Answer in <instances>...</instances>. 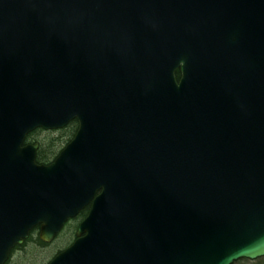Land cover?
<instances>
[{"label":"water","instance_id":"1","mask_svg":"<svg viewBox=\"0 0 264 264\" xmlns=\"http://www.w3.org/2000/svg\"><path fill=\"white\" fill-rule=\"evenodd\" d=\"M89 204L48 264L264 256V0H0V264Z\"/></svg>","mask_w":264,"mask_h":264},{"label":"rangeland","instance_id":"2","mask_svg":"<svg viewBox=\"0 0 264 264\" xmlns=\"http://www.w3.org/2000/svg\"><path fill=\"white\" fill-rule=\"evenodd\" d=\"M75 129H76V124L67 127L66 130H61V131L39 130L37 132L32 133L29 139L37 140L42 147L47 145L51 140L58 138L59 139L58 145L62 148L68 142V139L72 137ZM84 217L85 216L81 217V220ZM81 220L79 219L76 221H71L65 227V230L59 235V237L51 244H45L42 246L36 243L35 235L37 233H35L34 235H32L33 240L31 239L30 241H28L22 250L21 249L15 250L8 264H30L28 259V257L30 256L34 257L33 259L34 264L35 262L39 263L42 260V258L45 257V254L51 252L49 254L50 256L49 259H50L53 255H55L58 252V250L65 248L73 240L76 226L78 222ZM251 264H256V263H251Z\"/></svg>","mask_w":264,"mask_h":264},{"label":"trees","instance_id":"3","mask_svg":"<svg viewBox=\"0 0 264 264\" xmlns=\"http://www.w3.org/2000/svg\"><path fill=\"white\" fill-rule=\"evenodd\" d=\"M74 124H75V123H72L70 126H73ZM65 130H66V129H65ZM73 134H74V133H73ZM69 139H70V138H69ZM69 139H68V140H69ZM58 140H59L58 138H55V139L51 140L47 145L42 146V147L40 148V150H39V152H38V156H37V161H38V162H40V163H49L50 161H52V160L55 158V156H56V155L60 152V150H61V147L58 145V144H59ZM53 143H54V144L56 143V144L54 145ZM35 233H37V232L33 231V232L31 233V236L29 237V239L26 240V242H25L22 246H18L17 248H15V249L12 251L11 257H12V255H13V253L15 252V250H18V249H21V250H22L28 241H30L31 239L33 240V236H32V235H34ZM35 237H36V239H35L36 243H38V244H40V245H42V246L45 245V243H43V242L39 239L38 234H36ZM50 253H51V252L45 254V257L42 258V260H41L39 263H36V262H35V264H47V262L49 261V257H50L49 254H50ZM10 259H11V258H10ZM10 259H9V261H10ZM28 259H29V263H30V264H34V263H33V259H34V257L30 256V257H28ZM9 261H8V262H9ZM8 262H7V264H8ZM251 263L264 264V257L259 258V259L254 260V261L247 260V259H243V260H239V261L235 262L234 264H251Z\"/></svg>","mask_w":264,"mask_h":264},{"label":"bare ground","instance_id":"4","mask_svg":"<svg viewBox=\"0 0 264 264\" xmlns=\"http://www.w3.org/2000/svg\"><path fill=\"white\" fill-rule=\"evenodd\" d=\"M76 132V129H75V131H74V133ZM30 135H31V133H29ZM72 140V137L68 140V142L61 148V150L70 142ZM39 144V147H38V150H37V156H38V152H39V150H40V148H41V144L40 143H38ZM61 150H60V152H61ZM59 152V153H60ZM59 153L55 156V158L52 160V161H50L49 163H40V162H38L37 161V158H36V161H37V163H39V164H45V165H48V164H50V163H52L55 159H56V157L59 155ZM11 258V257H10ZM9 258V259H10ZM233 264V263H232Z\"/></svg>","mask_w":264,"mask_h":264}]
</instances>
